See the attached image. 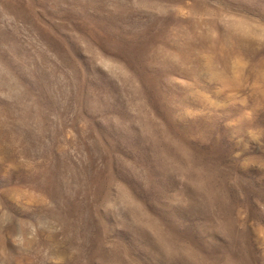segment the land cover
<instances>
[{
  "label": "rangeland",
  "instance_id": "374dc122",
  "mask_svg": "<svg viewBox=\"0 0 264 264\" xmlns=\"http://www.w3.org/2000/svg\"><path fill=\"white\" fill-rule=\"evenodd\" d=\"M0 264H264V0H0Z\"/></svg>",
  "mask_w": 264,
  "mask_h": 264
}]
</instances>
